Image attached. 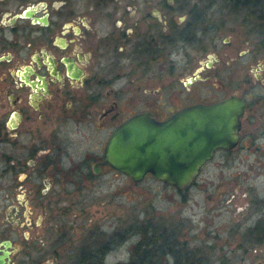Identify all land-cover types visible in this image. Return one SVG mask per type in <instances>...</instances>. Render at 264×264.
<instances>
[{
	"label": "flooded vegetation",
	"instance_id": "1",
	"mask_svg": "<svg viewBox=\"0 0 264 264\" xmlns=\"http://www.w3.org/2000/svg\"><path fill=\"white\" fill-rule=\"evenodd\" d=\"M251 11L227 0H0V179L18 188V202L54 193L56 256L116 248L119 228L94 226L71 240L62 217L75 205L53 186L80 189L104 173L132 180L103 163L121 123L138 113L162 122L186 106L234 98L237 140L214 148L211 160L224 152L229 167L235 150L246 151L245 202L241 224L230 225L235 242L211 260L264 264V17ZM11 205L4 216L19 217Z\"/></svg>",
	"mask_w": 264,
	"mask_h": 264
},
{
	"label": "rangeland",
	"instance_id": "2",
	"mask_svg": "<svg viewBox=\"0 0 264 264\" xmlns=\"http://www.w3.org/2000/svg\"><path fill=\"white\" fill-rule=\"evenodd\" d=\"M245 152L235 150L232 153V166L227 167L229 161L225 159V153L218 151L213 159L204 165L196 182L182 191L150 176L133 182L118 173L101 174L92 180L94 185L79 182L80 189L65 182L56 184L53 190L60 195H66L69 201L74 202V210L70 216H63L62 221L72 223V228L68 231L74 238L71 240L75 242L94 226L113 231L124 228L137 217L161 213L165 219L188 217V229L182 230L184 238L190 239L193 246L201 244L200 241L206 242L204 249L209 251V254L210 249L213 250V255L218 257L223 255L227 240L235 242L229 236L230 225L241 224L242 221L245 166L241 162ZM249 162L255 166V157L250 156ZM18 194L17 187L0 179V240L9 238L13 243L20 245L19 250L12 255V264H33L38 260L39 264H63L62 256L65 252L59 251L58 256L53 253L54 237L58 233L52 229V226L58 227L52 221L55 214L50 208V203L54 202V193L50 191L46 198L38 196L33 200L20 202L16 200ZM60 203L66 204V201ZM8 204H13L11 206L17 209V213L21 212L19 224L13 226L8 221H2L5 218V206ZM62 221L60 224H63ZM134 240L135 237L131 236L114 245L116 248L105 255L104 264L126 260L129 256L128 247ZM77 244L75 243V246Z\"/></svg>",
	"mask_w": 264,
	"mask_h": 264
},
{
	"label": "water",
	"instance_id": "3",
	"mask_svg": "<svg viewBox=\"0 0 264 264\" xmlns=\"http://www.w3.org/2000/svg\"><path fill=\"white\" fill-rule=\"evenodd\" d=\"M235 106L234 98L192 104L162 122L138 113L113 131L103 150V163L135 182L150 173L177 190L186 189L211 160L214 148L230 147L237 140ZM12 214V219L5 217L2 221L19 224L20 218ZM19 248L11 239H1L0 264H12V255Z\"/></svg>",
	"mask_w": 264,
	"mask_h": 264
},
{
	"label": "trees",
	"instance_id": "4",
	"mask_svg": "<svg viewBox=\"0 0 264 264\" xmlns=\"http://www.w3.org/2000/svg\"><path fill=\"white\" fill-rule=\"evenodd\" d=\"M231 1L245 3L249 13L254 8H262L264 17V0H227ZM174 219H165L160 213L137 217L124 228H119L116 235L118 244L131 236H134L135 240L128 247L129 257L114 264H166L164 260L167 256L168 259H173L167 264H214L211 260L213 250L210 249L209 254V251L204 249L206 242L200 241L201 244L193 246L191 240L185 239L182 232L183 229H188V226ZM91 248L92 245H89L84 251H75V255L70 257L67 255L68 251H62L65 252L62 256L63 264H104L108 250L105 248L95 252ZM33 264H39V260Z\"/></svg>",
	"mask_w": 264,
	"mask_h": 264
}]
</instances>
